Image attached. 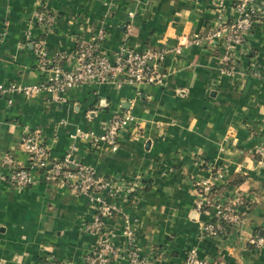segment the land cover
Here are the masks:
<instances>
[{
	"label": "crops",
	"instance_id": "1",
	"mask_svg": "<svg viewBox=\"0 0 264 264\" xmlns=\"http://www.w3.org/2000/svg\"><path fill=\"white\" fill-rule=\"evenodd\" d=\"M233 6L234 0H0L3 85L47 83L29 31L43 36L51 56L99 32L112 57L122 46L166 52L164 86L92 84L59 99L44 90L29 97L0 93V158L9 153L19 168L28 166L21 139L35 133L50 160L75 145L70 160L128 189L110 198L118 210L107 224L119 248L111 264H130L127 228L134 245L159 264H184L192 248L212 264H264V247L251 242L256 232L264 236V156L254 153L264 133V18L254 24L249 51L239 52L231 76L222 73L221 45L193 42L195 34L231 20ZM38 10L57 17L52 29L34 25ZM127 111L135 118L115 152L90 145L78 132H100ZM222 168L213 200L242 196L246 203L242 221L214 237L203 231L214 209H196V183ZM37 180L22 190L0 181V264H82L96 243L84 230L95 205L69 185Z\"/></svg>",
	"mask_w": 264,
	"mask_h": 264
},
{
	"label": "built area",
	"instance_id": "2",
	"mask_svg": "<svg viewBox=\"0 0 264 264\" xmlns=\"http://www.w3.org/2000/svg\"><path fill=\"white\" fill-rule=\"evenodd\" d=\"M56 18L47 11L38 10L34 25L38 29H52ZM263 18L264 5H260L259 0H234L232 19L214 25L205 35L195 34L193 42L221 45L224 48L222 73L231 76L235 72L239 52L249 51L248 43L254 24ZM105 37L103 32H99L90 39L77 38L70 51L51 56L45 48L43 36L35 35L32 31L27 32L26 38L35 45L36 64L48 74L47 83L0 84V93L11 90L29 97L44 90L59 99L57 95L92 84H109L115 88H121L125 83L137 86L165 85L166 73L163 70V61L166 52L137 51L122 46L112 57L102 48L101 43ZM177 50L180 48L178 47ZM118 114L103 126L100 132L78 129L80 136L92 146H104L110 152L117 151L122 132L135 118L129 111ZM21 148L30 158L28 166L19 168L15 158L9 153L5 154L0 158V181L10 182L16 189L22 190L38 181V177H46L69 185L79 194L88 197L95 205L96 213L85 223L84 230L95 236L96 243L91 252L85 255L82 264H111V257L119 255V248L115 245L116 234L107 224V219L118 210V206L110 201V198L120 195L125 189L128 191L126 186L116 182L112 177L97 173L91 166L77 165L70 160V155L77 149L75 145H70L68 153L62 159L50 160L49 148L43 139L35 133H27L21 139ZM254 153L264 156V133L254 147ZM224 173L223 168L218 169L213 179L210 177L196 183L199 192L196 209L199 211L208 207L214 209L213 219L203 225L204 233L214 237L226 234L228 227L242 221L243 213L240 208L246 203L242 196L218 202L213 200L214 180L223 179ZM124 235L128 239L125 252L130 264H159L156 259L144 255L134 245L132 229H125ZM251 242L257 248H262L264 236L256 232ZM54 264H72V262L62 260ZM184 264L212 263L202 259L197 250L192 248L188 250Z\"/></svg>",
	"mask_w": 264,
	"mask_h": 264
},
{
	"label": "trees",
	"instance_id": "3",
	"mask_svg": "<svg viewBox=\"0 0 264 264\" xmlns=\"http://www.w3.org/2000/svg\"><path fill=\"white\" fill-rule=\"evenodd\" d=\"M230 227H228L227 229L229 230Z\"/></svg>",
	"mask_w": 264,
	"mask_h": 264
}]
</instances>
